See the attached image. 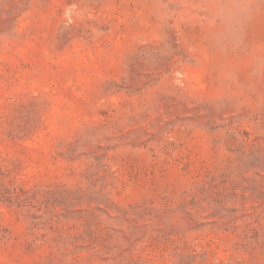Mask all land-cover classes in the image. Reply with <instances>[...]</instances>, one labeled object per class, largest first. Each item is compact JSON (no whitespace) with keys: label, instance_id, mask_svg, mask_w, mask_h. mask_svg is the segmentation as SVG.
I'll use <instances>...</instances> for the list:
<instances>
[{"label":"rangeland","instance_id":"rangeland-1","mask_svg":"<svg viewBox=\"0 0 264 264\" xmlns=\"http://www.w3.org/2000/svg\"><path fill=\"white\" fill-rule=\"evenodd\" d=\"M0 264H264V0H0Z\"/></svg>","mask_w":264,"mask_h":264}]
</instances>
